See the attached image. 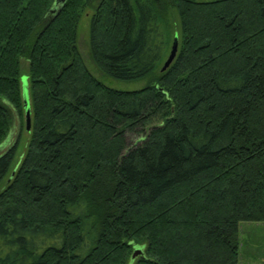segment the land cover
<instances>
[{
	"label": "trees",
	"instance_id": "1",
	"mask_svg": "<svg viewBox=\"0 0 264 264\" xmlns=\"http://www.w3.org/2000/svg\"><path fill=\"white\" fill-rule=\"evenodd\" d=\"M57 1L0 0V146L23 59L32 109L15 169L18 141L0 154V264H241V224L264 223V0ZM88 10L97 69L144 88L89 70Z\"/></svg>",
	"mask_w": 264,
	"mask_h": 264
},
{
	"label": "rangeland",
	"instance_id": "2",
	"mask_svg": "<svg viewBox=\"0 0 264 264\" xmlns=\"http://www.w3.org/2000/svg\"><path fill=\"white\" fill-rule=\"evenodd\" d=\"M92 11L88 10L82 17V20L78 28V45L80 53L89 68V70L96 76L100 81H102L106 86L123 91H133L144 88L146 81L141 82H124L118 81L111 77L104 76L95 66L92 59L90 58L89 52V31H90V20ZM172 20L175 23L177 29L178 18L175 13L172 14ZM164 67V66H163ZM28 63L25 59L22 60V78H21V88L25 111V123L24 128L20 131V120L17 115H15L14 125L9 135L8 141L6 140L3 145L0 146V154L18 141V151L16 159L14 161V169L16 165L21 160V157L27 150L30 132H31V97H30V85L28 81ZM19 132L21 135L19 136ZM11 137V138H10ZM128 144L130 147L141 142L142 136L135 133L127 134ZM241 264H264V223H253V222H243L241 224ZM138 256L136 253L133 257L135 259Z\"/></svg>",
	"mask_w": 264,
	"mask_h": 264
},
{
	"label": "water",
	"instance_id": "3",
	"mask_svg": "<svg viewBox=\"0 0 264 264\" xmlns=\"http://www.w3.org/2000/svg\"><path fill=\"white\" fill-rule=\"evenodd\" d=\"M61 2V0H58L57 1V4H59ZM64 2V0H63ZM178 35H176L175 39H174V42H173V46H172V49H171V52H170V55L168 57V59L166 60L165 64H164V67H163V71L167 70L170 65L172 64V62L174 61L176 55H177V52H178ZM136 253L139 255L140 253V250L137 248L136 249Z\"/></svg>",
	"mask_w": 264,
	"mask_h": 264
}]
</instances>
